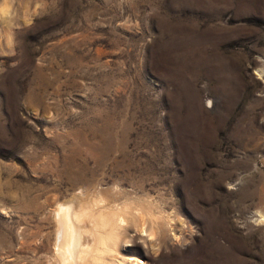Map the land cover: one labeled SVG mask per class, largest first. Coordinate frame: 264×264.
I'll return each instance as SVG.
<instances>
[{
	"label": "rangeland",
	"instance_id": "obj_1",
	"mask_svg": "<svg viewBox=\"0 0 264 264\" xmlns=\"http://www.w3.org/2000/svg\"><path fill=\"white\" fill-rule=\"evenodd\" d=\"M82 189L171 221L146 264H264V0H0V264Z\"/></svg>",
	"mask_w": 264,
	"mask_h": 264
},
{
	"label": "bare ground",
	"instance_id": "obj_2",
	"mask_svg": "<svg viewBox=\"0 0 264 264\" xmlns=\"http://www.w3.org/2000/svg\"><path fill=\"white\" fill-rule=\"evenodd\" d=\"M131 200L119 201L102 191L88 194L82 189L74 197L57 202L54 218L58 263L146 264L128 254L127 241L134 234L152 237L163 225L170 227L171 221L161 220L148 201ZM263 214L258 217L262 222Z\"/></svg>",
	"mask_w": 264,
	"mask_h": 264
}]
</instances>
